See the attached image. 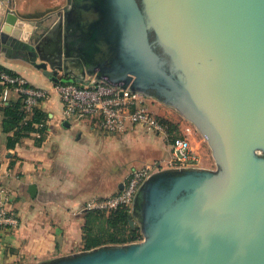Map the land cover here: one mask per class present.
Returning <instances> with one entry per match:
<instances>
[{
    "label": "water",
    "instance_id": "obj_1",
    "mask_svg": "<svg viewBox=\"0 0 264 264\" xmlns=\"http://www.w3.org/2000/svg\"><path fill=\"white\" fill-rule=\"evenodd\" d=\"M17 22L0 4L2 35ZM25 48L54 83L102 81L175 110L217 167L148 178L129 220L142 240L40 264H264V0H69L57 40Z\"/></svg>",
    "mask_w": 264,
    "mask_h": 264
},
{
    "label": "crops",
    "instance_id": "obj_2",
    "mask_svg": "<svg viewBox=\"0 0 264 264\" xmlns=\"http://www.w3.org/2000/svg\"><path fill=\"white\" fill-rule=\"evenodd\" d=\"M0 4L18 19L6 36L0 27V68L24 76L35 87L50 89L54 82L32 65L40 63L25 46L57 40L69 0H0ZM144 100L156 117L177 126L180 136L188 130L193 136L194 128L175 110L149 97ZM11 101L18 99L13 95ZM7 104H0V195L12 196L8 207L18 226L0 231V242L7 246L0 264H40L85 251L87 201L120 193L136 169L152 165L168 169L172 136L164 138L141 126L125 135H104L90 121L67 120L53 93L36 108L45 121L38 124L44 126L33 127L28 137L7 148V138L13 136L4 131ZM32 186L37 189L35 197L30 195Z\"/></svg>",
    "mask_w": 264,
    "mask_h": 264
},
{
    "label": "built area",
    "instance_id": "obj_3",
    "mask_svg": "<svg viewBox=\"0 0 264 264\" xmlns=\"http://www.w3.org/2000/svg\"><path fill=\"white\" fill-rule=\"evenodd\" d=\"M51 93L58 96L67 120L94 123L96 129L107 136L125 135L131 128L141 126L164 138H169V126L162 123L146 106L144 96L110 86L105 82L87 84L54 83L50 89L33 86L24 76L12 74L0 68V104H7L16 96L21 100L25 113L23 124L31 122L38 105L49 98ZM44 124H33L40 129ZM40 138V134H34ZM186 135L171 143V158L168 169L200 168L202 157L196 153ZM162 166H147L132 171L123 190L108 198H93L86 202L83 212L105 213L107 215L125 209L132 216L135 198L144 182L161 170ZM12 196L0 195V231L14 230L18 226L16 214L9 210ZM7 251L6 244L0 242V258Z\"/></svg>",
    "mask_w": 264,
    "mask_h": 264
},
{
    "label": "trees",
    "instance_id": "obj_4",
    "mask_svg": "<svg viewBox=\"0 0 264 264\" xmlns=\"http://www.w3.org/2000/svg\"><path fill=\"white\" fill-rule=\"evenodd\" d=\"M3 113L5 117L4 131L13 134L12 137L7 138V148H14L21 139L28 137L34 131L33 124L45 122L44 117L35 110L31 122L24 125L25 113L21 100L9 102L3 108ZM158 119L169 126L172 141L181 137L177 126L167 120ZM131 217L125 209H120L109 215L105 213L87 214V225L84 229L86 250L107 244H127L140 241L139 230L130 227Z\"/></svg>",
    "mask_w": 264,
    "mask_h": 264
},
{
    "label": "rangeland",
    "instance_id": "obj_5",
    "mask_svg": "<svg viewBox=\"0 0 264 264\" xmlns=\"http://www.w3.org/2000/svg\"><path fill=\"white\" fill-rule=\"evenodd\" d=\"M36 61L39 62V63L41 62V60L39 58ZM50 61H51V63L53 65H57V64L60 63V61H59V59L57 57H52L50 59ZM49 69L50 70H54L55 66H49ZM59 78L70 79V78H73V76L72 75H65V71H61V72H59ZM77 78L83 79V77L81 75H78ZM90 80H94V78H92ZM191 126L195 130L193 136H195L196 138L194 139L191 133L187 137L190 139V141H191V143L193 145V148L196 151V153H198L202 157V159H203L202 167L203 168H207V169L216 170V168H217L216 167V163H215V161L213 159L212 151H211L208 143L200 135V133L195 129V127L193 125H191ZM134 228L139 230V235L141 236L140 228H139V224L138 223L135 224ZM141 240H142V236H141Z\"/></svg>",
    "mask_w": 264,
    "mask_h": 264
},
{
    "label": "flooded vegetation",
    "instance_id": "obj_6",
    "mask_svg": "<svg viewBox=\"0 0 264 264\" xmlns=\"http://www.w3.org/2000/svg\"><path fill=\"white\" fill-rule=\"evenodd\" d=\"M53 57H57V55L55 54ZM60 61V60H59Z\"/></svg>",
    "mask_w": 264,
    "mask_h": 264
}]
</instances>
